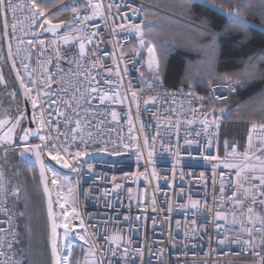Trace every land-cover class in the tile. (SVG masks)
<instances>
[{"label":"built area","instance_id":"2783aa9c","mask_svg":"<svg viewBox=\"0 0 264 264\" xmlns=\"http://www.w3.org/2000/svg\"><path fill=\"white\" fill-rule=\"evenodd\" d=\"M12 2L18 5L15 21L11 13L7 17L13 56L25 83L30 78L35 81L33 95L41 90L37 104L43 117L37 113L36 121L42 118L45 126L39 128L36 122L39 132L58 146L67 140L69 152H88L72 159L62 150L71 165L68 168L45 153V163L59 173L57 183L52 184L48 171L57 214L67 212L69 218L72 208L78 211L79 227L69 224L68 233L83 236L99 264H264L260 246L264 229L255 232L250 247L244 230L252 225L260 229L264 224V197L260 195L264 185L259 180L264 157L257 160L260 150L248 151L247 139L252 134L253 145H258L260 126L255 131L250 128L242 150L237 142H229L221 153L218 141L229 116L227 103L237 94L238 82L232 79V86H227L223 79L209 84L204 103L193 86L172 88L161 77L158 82L147 69L146 48L133 27L142 24L144 30L147 25L150 6L140 0H65L50 10L51 15L74 4L89 17L77 23L68 9L69 18L64 21L75 25L68 43L58 34L34 30L26 7L29 0ZM96 4L101 7L93 9ZM140 5L139 13L133 15L131 9ZM66 30L61 28L58 33ZM81 37L84 55L77 43ZM45 80L49 82L47 97ZM16 96L11 90L10 97ZM46 100L55 102L49 107ZM76 121L79 128H75ZM55 124L59 131L52 127ZM73 129L78 133L74 142ZM43 143L38 138V144ZM10 149L24 151L22 143ZM117 150L119 154H114ZM0 185L4 188L0 193V264H24L18 249L17 192L4 151ZM237 198L252 212L237 204ZM191 202L199 206L193 208ZM217 212L227 219L218 220ZM234 219L243 221L244 228L234 224ZM64 232L61 227V254L69 242ZM225 234L228 240L218 247V239Z\"/></svg>","mask_w":264,"mask_h":264},{"label":"trees","instance_id":"16d2710c","mask_svg":"<svg viewBox=\"0 0 264 264\" xmlns=\"http://www.w3.org/2000/svg\"><path fill=\"white\" fill-rule=\"evenodd\" d=\"M64 1L50 0L49 11ZM140 1L150 6L146 10L148 26L144 30L152 35L154 45L167 47V70L162 80L169 87L193 86L203 97L209 84L221 81L225 76L238 82L237 94L227 103L229 116L220 129L218 141L221 153L229 142H237L242 150L252 125L264 124V32L261 31L264 17L259 16L261 0ZM242 3L245 7L240 10L241 17L252 27L235 24L205 7V4H214L227 11L235 10ZM69 12L65 8L55 10L52 13L57 16L54 22L67 20ZM226 25L230 27L226 28ZM0 68L4 75V82H0V101L4 108L12 110L15 105L21 106L22 101L8 65L1 18ZM9 89L17 92L16 104L6 97ZM14 152L10 163H14L15 178L10 168L9 173L13 187L16 184L21 191L20 201L16 202V208L22 214L19 252L24 257V264H52L46 203L37 169L23 163L18 152ZM38 246L42 257L34 259L33 251Z\"/></svg>","mask_w":264,"mask_h":264},{"label":"snow or ice","instance_id":"6c2138e0","mask_svg":"<svg viewBox=\"0 0 264 264\" xmlns=\"http://www.w3.org/2000/svg\"><path fill=\"white\" fill-rule=\"evenodd\" d=\"M50 2V0H29L27 7V12H28V16L30 19V22L33 23V27L34 30H40L43 29L46 32H50L53 33L54 35H59V38L62 39L65 43L70 42L73 39V35H72V29L75 28V25H70L68 24L66 21L64 20H59V22L54 23L53 22V17L49 11V7H48V3ZM82 3H88L89 0H81ZM17 7L18 5H14L12 0H0V18H3L4 20V34L5 36L8 35V15L9 13L12 14V20L15 21L16 16L15 13L17 11ZM93 9H98L101 7V5L96 4V5H92L91 6ZM143 7V5H140L136 8H132V13L133 15H137L139 13V8ZM205 7L211 8L213 11L217 12L218 14L222 15V16H226L230 21L234 22L235 24L238 25H242L245 27H252V25L249 24V21L242 18L241 17V9H243L245 7V4H240L238 5V7L235 10H227L225 11V9L223 7H217L214 4H205ZM65 9H71L74 15V19L76 20L77 23H79L80 21H84V20H88L89 17L86 14H83L81 12H79L76 8V6L74 4H68V5H64ZM109 8H111V4L109 5ZM62 9H58V11H60ZM95 14V13H94ZM255 15V13H250ZM259 16L260 17H264V0H261L260 5H259ZM209 23H211V21H209ZM47 26V27H45ZM13 29H15L16 25L15 23H13L12 25ZM121 27H123V25H121ZM133 27L135 28L136 32L140 34V45L144 48L147 49L150 57H155V45L152 44L150 41H146L145 37H144V32L142 30V24H135L133 25ZM230 27V25H226L225 26ZM61 28H65L67 29L64 33H58V30ZM207 30V29H206ZM262 32H264V29H261ZM15 33H13L14 35ZM93 36H96V38L98 39V35L96 33H93ZM89 43H91L92 41L89 40ZM43 40L40 41V44L43 45ZM77 43H79V47H80V55H84V49H85V43H84V39L83 37L79 38L77 40ZM93 47H95V45H93ZM8 57L11 58L12 57V47L11 44H8ZM155 63V70L153 71V64ZM10 68L12 70L15 71V75L16 77L19 79V83L23 88V96L25 98L30 99L31 101V108L33 110L32 115H31V120L32 121H36V114L39 113V115L41 117H43V112L38 108V104H37V98H39L40 94H41V90L40 89H36L35 93L33 95V89L35 88V81L31 80V78L29 79V84L25 83V78L24 76H22L20 74V71L18 68H16V62L14 59L11 60V64H10ZM25 71L27 72V66L25 65ZM149 71H150V75H155L156 80L159 82L160 80V75H159V63L158 61L154 60H150L149 61ZM143 75V74H142ZM224 80L227 82V86H232L233 81L232 78L229 76H225ZM0 82H4V75H3V70L0 69ZM45 90H44V95L47 97L48 96V85L49 82L48 80H45ZM31 84V87L29 86ZM213 89H209V91H212ZM93 91H95V89H93ZM133 98L135 99L136 97V93L133 92L132 93ZM201 100L202 103L206 102L204 100V97H200L199 98ZM212 99H220V97H213ZM101 101H103V98H101ZM49 107L51 105V103H54L55 101H45ZM145 103H147V101H145ZM68 107H71L70 105ZM224 113V109H220V114ZM59 115H63L62 113ZM113 115H115V113H113ZM28 116V113L24 110H21L18 112L16 118L14 120H7V119H0V129H3L5 126H7V130L3 131L2 134H0V150L4 151L5 153H7V150L17 146L18 142L17 140L14 138V134H15V130L16 128L20 125L21 121L24 120L26 117ZM215 119V117H214ZM65 120L67 121V117H65ZM39 125V128H43L45 126V121L41 118L39 121H36ZM52 127L57 128V131H59V124H55L52 125ZM80 124L79 121L75 122V128H79ZM216 128H219V125H216ZM252 129L253 131H255L256 129V125L253 124L252 125ZM260 129L261 131H259L257 133V136L259 138L260 143L256 146L253 145V136L252 134H249L247 139H248V151L249 152H256L257 150H260V156H257L256 159L260 160L261 157H264V124L260 125ZM74 134L72 135V141L74 142L76 140V136L78 135V133H75V129H73ZM30 135H34V136H38V138L40 139V141L43 143L44 141H47V143H43V146L41 144H33L31 146H29L27 144V141L29 140ZM21 141H22V146L24 147V151L25 152H30L33 153L35 156V159L39 162V167H40V176L43 178L44 180V186H45V190H47L48 188V178L45 176V169H47V171L52 172V180L51 183L52 184H56L57 183V179L59 178V173H57L52 167H50L48 164L45 163V159L46 157H50L51 161H55L57 164L62 165L65 168L71 167V165L68 163V161L61 155V151L63 150L70 158L72 159H78L82 156H87L88 152L85 151H75L74 153L69 152V144L67 142V140H65V143L62 145H57L55 141L51 140L47 135L41 134L39 132V129H32L29 127L23 128L21 129ZM205 143H207L210 147H214L215 145L211 142V141H206ZM79 147V146H78ZM83 147L86 149L88 147L86 142H83ZM127 147V146H125ZM45 153H46V157H45ZM114 154H119L118 150L114 153ZM149 155H151V153H149ZM248 155V153H245V157ZM208 158L211 159H216L217 157H213L210 156ZM244 158V157H242ZM226 166H231V165H226ZM77 169H73V171H76ZM237 175H239V173H237ZM65 182L69 181L68 177H64L63 178ZM259 180L261 182L262 185H264V175L259 177ZM69 190L71 191V187H69ZM220 191H223V188L220 189ZM4 192V188L3 185H0V193ZM18 194V190L17 193ZM235 195V193H234ZM261 197H264V191L260 192ZM67 199V198H65ZM193 208H196L199 206V202H191ZM237 204H241L242 205V198H237L236 201ZM61 209L64 208L63 204L59 205ZM243 207H247L242 205ZM73 211L75 212V208H73ZM247 211L249 213L252 212V208L251 207H247ZM48 214L50 217H52L51 220V254H52V258H53V264H73V260L74 258L72 257V253H71V245L67 246L66 251L61 254L58 251V246H57V240H58V234H57V229L58 228H63L65 229L64 232V236L67 237L68 231H71V228L69 227L68 222H66V217L68 215L67 212H61V219L65 220V222L63 224H59L57 223L54 214L52 213V201L49 198L48 201ZM78 215V214H77ZM75 218V217H74ZM216 218L218 220H225L227 219L226 216H224L223 214H221L220 212L216 213ZM233 223H240L241 228H244V222L240 221L237 222L235 219L233 220ZM248 223L251 225L252 221H251V216L248 217ZM83 224V221H81V225ZM262 229H264V224L261 225L260 229H256L255 225H252L251 227H247L244 228V230L246 231V233L248 234V241L246 242L247 245L250 247L251 246V242L254 239V235L256 231H261ZM255 230V231H254ZM217 231L219 232V225L217 226ZM82 240L85 239L83 236L80 237ZM226 240H228V236L225 234V236L223 238H219L217 241V245L218 247L220 245L225 244ZM85 243L87 244L88 241L85 240ZM261 248H264V240L261 241L260 244ZM91 252V249L89 250ZM115 253H113L114 255ZM0 255H2V253H0ZM257 256H259V253H256ZM78 264V262H77Z\"/></svg>","mask_w":264,"mask_h":264},{"label":"rangeland","instance_id":"374dc122","mask_svg":"<svg viewBox=\"0 0 264 264\" xmlns=\"http://www.w3.org/2000/svg\"><path fill=\"white\" fill-rule=\"evenodd\" d=\"M52 17H53V22H54V20H55V18H57V16L54 15ZM56 22L57 21H55V23ZM11 90H13V89H9V92L7 93L8 95L6 97H8L9 101H12L14 104H16L17 96H16V98H11L10 97V91ZM21 110H23L22 104H21V106L15 105V107L12 110H10L8 107L4 108V106L2 105V103L0 101V119L14 120L16 118L18 112ZM23 128H26L25 119L21 121L20 125L15 130L14 138L17 140L18 143H22L20 129H23ZM6 130H7V126H5L3 129H0V134H2L3 131H6ZM14 153L15 152L12 149H8L7 153H6L7 167H8V169L9 168L11 169V172H12L11 175H12L13 179L15 178V174L13 172L15 167H14V163H10V162H11V158L14 155ZM1 154H2V151L0 150V155ZM259 173L264 175V166L259 169ZM9 175H10V173H9ZM14 186H15L16 192L18 190L17 200L20 201L21 191H20L19 187H17L16 184H14ZM34 203H36V202H34ZM16 210H17V208H16ZM17 212H18L19 224H20L22 214L18 210H17ZM77 214H78V211L75 209V212H74L73 208H72L69 212V215H70L69 218H66V222H68V224H70V225L72 224L73 226H76V228L79 227L78 222H77ZM57 218H58L59 224H63L65 222V220L61 219L60 214H57ZM19 230H20V227H19ZM68 234H69L68 245H71V253H72V257L74 258L73 264H77V262H78V264H99L97 258L93 255L92 252L89 251L90 250L89 245L86 244L85 241L80 238V235H78L76 233L74 235V234H71L70 232ZM38 247L35 251H33V258L34 259H36L37 257L39 259H41V257H42L41 250H39L40 247L39 248ZM66 249H65V251H66ZM38 250H39V252H38ZM29 261H30V259H29ZM24 262H25V260H24Z\"/></svg>","mask_w":264,"mask_h":264},{"label":"water","instance_id":"95a60500","mask_svg":"<svg viewBox=\"0 0 264 264\" xmlns=\"http://www.w3.org/2000/svg\"><path fill=\"white\" fill-rule=\"evenodd\" d=\"M1 21H2V31H3V40H4V46H5V53H6L8 65H9V68H10L11 60L14 59L13 52H12V57L11 58H9L8 54H7V52H8V44L9 43L11 44L10 32H9V27H8V35L5 36L4 30H3V28H4V20H3V18H1ZM16 68H18L17 65H16ZM10 71L12 73L14 82L16 84L18 93L20 95V98H21V101H22L23 110L28 113V116L25 118V125H26V127H29V128H32V129L36 130V129H38L36 121H32L31 120V115H32V112H33L32 108H31V102H30V100L28 98H25L23 96V94H22L23 93V88H22V86L19 83V79L15 75V71L12 70L11 68H10ZM20 131H21V129H20ZM29 142H30V146L33 145V144H38V136L30 135ZM18 157L23 163L31 165V166H34L37 169V173H38V177H39V181H40V187H41L43 196L45 198V203H46V213H47V219H48V224H49V247H50V254H51V220H52V217H50L49 214H48V201H49V198L52 201V213L54 214V217H55L57 223H58V220H57V214H56L54 197H53L52 190H51V187H50V179H49L48 171H47V169H45V176L48 178V181H49L48 188H47V190H45L44 180L40 176L39 162L35 159L34 154L30 153V152L20 151V152H18ZM57 234H58L57 246H58V251L60 252V249H59L60 228L57 229ZM51 257H52V254H51ZM52 264H53V258H52Z\"/></svg>","mask_w":264,"mask_h":264},{"label":"crops","instance_id":"0c3cea01","mask_svg":"<svg viewBox=\"0 0 264 264\" xmlns=\"http://www.w3.org/2000/svg\"><path fill=\"white\" fill-rule=\"evenodd\" d=\"M148 26V24H147ZM152 35L149 34V31L148 30H144V37H145V40L146 41H150L152 44L153 41H152V38H151ZM146 59H147V69L149 71V61L150 60H154L155 61H158L159 63V75L160 77L162 78L163 74L166 72L167 70V58H166V55L167 54V47L166 45H163V46H158V45H155V57H150L147 49H146ZM155 70V63L153 64V71ZM150 72V71H149ZM163 79V78H162Z\"/></svg>","mask_w":264,"mask_h":264}]
</instances>
